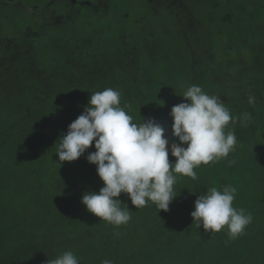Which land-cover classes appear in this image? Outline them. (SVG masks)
Instances as JSON below:
<instances>
[{"label": "trees", "instance_id": "obj_1", "mask_svg": "<svg viewBox=\"0 0 264 264\" xmlns=\"http://www.w3.org/2000/svg\"><path fill=\"white\" fill-rule=\"evenodd\" d=\"M46 6L0 0V264H46L67 250L80 264H264V0H55L59 15ZM191 84L236 118L225 128L235 150L196 179L174 173L168 211L136 209L125 193L127 224L87 211L82 194L103 186L86 159L94 142L72 162L55 152L91 93L118 89L133 122L154 118L171 144L169 113ZM225 185L253 216L236 239L190 215L199 195Z\"/></svg>", "mask_w": 264, "mask_h": 264}, {"label": "clouds", "instance_id": "obj_2", "mask_svg": "<svg viewBox=\"0 0 264 264\" xmlns=\"http://www.w3.org/2000/svg\"><path fill=\"white\" fill-rule=\"evenodd\" d=\"M50 2V0H49ZM52 4V2H50ZM56 9L54 15H59ZM181 95L184 101L170 110L172 136L179 143L169 144L164 127L154 118L142 119L137 124L121 106V92L114 88L91 93L84 111L68 125L60 136L56 154L59 163L72 162L88 152L86 159L96 165L103 182L99 191H85L81 203L87 211L114 225L127 224L131 219L128 209L121 208V193L127 194L136 209L149 202L159 210L168 211L177 196L174 191L176 175L196 179L194 169L201 164L225 158L235 150L234 131L226 126L236 122L219 95L207 94L201 86L191 84ZM249 96V103L253 102ZM241 123L247 124L249 113H243ZM169 152L175 157L170 163ZM229 160L228 164H234ZM237 189L225 185L221 189L208 188L194 201L190 213L197 227L207 232H219L227 226L229 239H236L249 225L253 216L244 209H235L232 202ZM46 264H80L73 251L67 250ZM102 264H113L109 259Z\"/></svg>", "mask_w": 264, "mask_h": 264}, {"label": "flooded vegetation", "instance_id": "obj_3", "mask_svg": "<svg viewBox=\"0 0 264 264\" xmlns=\"http://www.w3.org/2000/svg\"><path fill=\"white\" fill-rule=\"evenodd\" d=\"M55 0H50V2H53ZM65 1V0H64ZM79 2H86V3H89V4H103L105 2V0H77ZM47 2V6H46V9H48L49 13H52V15L55 14L56 12V9L54 7H51L50 6V2L49 0H46Z\"/></svg>", "mask_w": 264, "mask_h": 264}]
</instances>
